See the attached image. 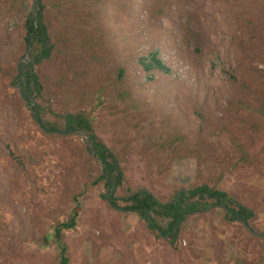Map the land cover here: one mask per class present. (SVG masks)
<instances>
[{"label": "rangeland", "instance_id": "obj_1", "mask_svg": "<svg viewBox=\"0 0 264 264\" xmlns=\"http://www.w3.org/2000/svg\"><path fill=\"white\" fill-rule=\"evenodd\" d=\"M43 1L55 51L38 67L39 102L61 128L68 114L92 119L125 169L114 195L148 189L167 202L208 183L252 208L249 226L264 232V0ZM32 3L0 0V264H59L54 228L76 195L69 264H264V238L218 206L190 215L176 246L158 238L110 204L89 136L39 127L12 85ZM152 50L172 72L144 70Z\"/></svg>", "mask_w": 264, "mask_h": 264}, {"label": "trees", "instance_id": "obj_2", "mask_svg": "<svg viewBox=\"0 0 264 264\" xmlns=\"http://www.w3.org/2000/svg\"><path fill=\"white\" fill-rule=\"evenodd\" d=\"M40 1V12L38 14L37 31L33 35L35 29V21L37 19V0H33L32 5L27 8L25 20V44L26 53L31 45L30 57L28 60V69L26 72L27 84L24 85L28 97L35 102V110L43 121L46 128L60 129L61 125L53 122L47 117L52 113L50 105H43L39 102L44 97L45 87L38 72V67L44 62L51 59L55 51V43L49 26L45 21L46 5L43 0ZM180 4V2L178 3ZM189 32V31H188ZM189 35V34H188ZM199 34L196 32V36ZM195 38V37H193ZM199 49V47L197 48ZM139 62L144 70L172 72L173 69L161 58L158 50H152L144 54ZM25 62L19 63L22 70ZM22 83L18 74L15 75L12 85L19 88ZM64 126L62 128L73 129L90 137L89 149L97 154L106 164L105 172L110 174V182L107 178L99 175L100 180H105L106 186H112V195L110 204L127 212L136 213L146 224L148 230L154 233L158 238L168 240L173 246H176L182 231V226L188 217L201 211H207L212 207H220L224 209V218L227 221L246 220L250 225L255 218V211L245 204L235 200L227 191L218 189L208 183L196 185L190 189H179L175 192L174 197L167 202L160 201L156 195L148 189L132 190L129 188V195L119 198L114 193L125 183V169L120 163L119 157L113 149L106 143L101 141L96 134L92 119L86 113L68 114L63 116ZM94 139V142L92 141ZM8 152L13 159L22 163L21 158L11 149L10 144H6ZM176 196H178L177 199ZM119 199L124 203L121 205ZM75 206L71 216L58 223L54 228V236L57 247L60 251L59 264H69L70 259L67 255V247L63 243L64 232L74 230L79 223L82 207L79 196L74 197Z\"/></svg>", "mask_w": 264, "mask_h": 264}, {"label": "water", "instance_id": "obj_3", "mask_svg": "<svg viewBox=\"0 0 264 264\" xmlns=\"http://www.w3.org/2000/svg\"><path fill=\"white\" fill-rule=\"evenodd\" d=\"M39 12H40V1L37 0V19H36V21H35V25H36V26H35V29H34V31H33V35H34V34L36 33V31H37V23H38V14H39ZM31 45H32V42L29 44V49H28V52H27V60H26V62H25V65L23 66V69H22V70L19 72V74H18L19 77H20L21 80H22V83L19 84V89H20V92H21L22 95H23L24 100L26 101L27 107L31 110V116L36 120V122L38 123L39 127H40L43 131H45V132H48V133H52V132H54V133H58V134H70V133H74V134L81 135V136L84 137V138L87 137L86 134L80 133V132H78V131H76V130H73V129H66V128L50 129V128H46V127L44 126L43 121H42L41 118L38 116V114H37V112H36V110H35V102L32 101V100L28 97V95H27V93H26V90H25V88H24V85L27 84V81H26V77H25V75H26V72H27V69H28V65H27V63H28V60H29V57H30ZM92 141L94 142V139H92ZM94 156H95V158H97V159L100 161V163H101V166H102V175L105 176V177L107 178L108 182H110V181H111V180H110V174H109V172H105V166H106V164L104 163V161L101 159L100 156H98L97 154H94ZM111 190H112V186L110 185L108 191H111ZM177 198H178V196H176L175 199H177ZM109 201L111 202V199H109ZM210 207H212V206H210ZM115 208L120 209V208L117 207V206H115ZM236 220L242 222V223H243V224H244V225L250 230V232L253 233L254 235L259 236V237H263V238H264V232H258V231L253 230V229L249 226V224H248V222H247L246 220H240V219H238L237 217H236Z\"/></svg>", "mask_w": 264, "mask_h": 264}]
</instances>
